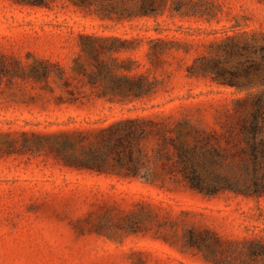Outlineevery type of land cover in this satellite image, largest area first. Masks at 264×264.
Segmentation results:
<instances>
[{"label": "rangeland", "instance_id": "rangeland-1", "mask_svg": "<svg viewBox=\"0 0 264 264\" xmlns=\"http://www.w3.org/2000/svg\"><path fill=\"white\" fill-rule=\"evenodd\" d=\"M113 1L0 0V264H264V159L254 172L236 141L264 110V0ZM133 118L160 128L145 169L76 170L54 150L87 154ZM197 131L215 194L182 170Z\"/></svg>", "mask_w": 264, "mask_h": 264}, {"label": "trees", "instance_id": "trees-1", "mask_svg": "<svg viewBox=\"0 0 264 264\" xmlns=\"http://www.w3.org/2000/svg\"><path fill=\"white\" fill-rule=\"evenodd\" d=\"M34 5H43L48 0H30ZM155 0H140V10L145 11L146 7ZM78 4L83 7H97L104 12H111L115 9L114 1L112 0H77ZM113 12H115L113 10ZM111 15V14H110ZM115 15V13H114ZM106 17H109L108 15ZM112 19V18H109ZM115 19L119 20L118 15ZM89 38V37H86ZM1 82V81H0ZM129 83L132 87L139 90L133 98H142L147 95L144 78L141 76H133ZM160 128L155 126L154 122H146L138 119H127L124 122H118L113 127L101 130L96 134V147L89 149L87 154L81 153L80 156L70 154L72 142L64 138L61 145H58L54 150L62 155L61 163L69 168L86 171H100L103 172L105 166L108 164V157L116 158V163L121 164L126 158L129 163H132V169L142 167L145 169V152L142 150L147 145L149 140L159 133ZM228 140L231 138V129L228 132ZM165 141V136H163ZM175 136L173 140H177ZM209 141L211 136L203 132L197 131L191 137L186 138L184 142H178L180 148H177L178 154L182 161V170L187 173L189 183L192 189L204 191L207 194H215L216 189L213 186L211 177L202 172L201 166L192 158L190 146H195L202 142ZM162 140V138H161ZM236 141L242 143L241 157L245 164H250L254 172L258 170L259 158L264 159V110L258 107L255 111L244 113L239 117V129L236 136ZM173 143H175L173 141ZM177 147V146H176ZM117 150V151H116ZM120 150V151H118ZM113 153V155H112ZM125 154V157H122ZM259 163V162H258ZM127 178H135L136 170L128 172L125 175Z\"/></svg>", "mask_w": 264, "mask_h": 264}]
</instances>
